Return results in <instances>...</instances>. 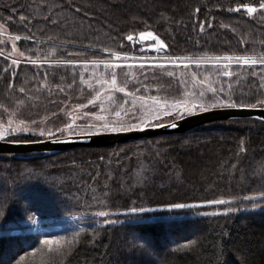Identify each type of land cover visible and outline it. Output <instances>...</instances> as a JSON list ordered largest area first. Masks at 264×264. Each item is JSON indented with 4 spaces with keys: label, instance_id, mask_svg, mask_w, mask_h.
I'll return each mask as SVG.
<instances>
[{
    "label": "trees",
    "instance_id": "obj_1",
    "mask_svg": "<svg viewBox=\"0 0 264 264\" xmlns=\"http://www.w3.org/2000/svg\"><path fill=\"white\" fill-rule=\"evenodd\" d=\"M258 2L0 0L3 31L13 40L19 35L21 39L14 40L16 52L36 61L11 67L0 54V122L19 110L27 115L35 106H44L38 114H43L45 106L52 108L45 112H52L56 104L49 102L59 96L60 84L69 87L66 94L84 91L78 82L81 67L76 66L71 75L66 67L52 62L57 56V61L113 63L111 53L140 52L148 44L136 42L141 31L159 36L167 48L163 53L172 57L260 58L264 56V14L249 17L244 10L229 11L240 3L258 6ZM129 34L132 41L126 39ZM200 67L199 75L224 83L223 92L218 90L213 99L230 97L245 104L264 99V65H235L231 77L217 75L218 65ZM115 71L127 92L142 93L140 88H148V82L161 94L180 91L178 81L163 76L160 83L154 82L138 65H123ZM126 74L132 78L125 84ZM42 82L50 84V95L41 88ZM4 139L37 138L11 133ZM143 142L148 146L140 147ZM241 146L245 151H240ZM262 192L264 122L255 119L215 121L180 134L110 147L0 154V211L4 213L0 216V264H264V208H253L264 206V199L245 200ZM211 200L227 203H207ZM169 203L199 206L152 211L139 219L140 215L113 216L133 207L162 208ZM229 208L236 211L225 214ZM99 211L109 213L102 221H120L70 226L65 231L53 227L65 228L64 218ZM35 216L50 230H27ZM74 233L79 236L71 251L55 242L39 243L45 238L68 239ZM189 240L196 244L183 248Z\"/></svg>",
    "mask_w": 264,
    "mask_h": 264
},
{
    "label": "rangeland",
    "instance_id": "obj_2",
    "mask_svg": "<svg viewBox=\"0 0 264 264\" xmlns=\"http://www.w3.org/2000/svg\"><path fill=\"white\" fill-rule=\"evenodd\" d=\"M13 43H15V41L13 40V38H9V35L7 33H5L3 31V29H0V50H2V56L4 58H6V60L9 62V66L14 67V64L12 63V61L14 59L19 60L20 63L19 64H15V67L19 66V65H28L30 66V60H33L34 58H28L25 53L24 56L21 57L19 55V52H10V49L13 45ZM9 46H7V45ZM116 53V52H113ZM121 53V52H120ZM127 54V57L125 58V56L123 54ZM50 56H53V53L50 52L49 53ZM35 55V54H32ZM244 57V56H242ZM59 56H57V60H58ZM115 59L117 60H111L113 62V64H119L120 66H128L131 64L134 65H138L140 66L141 64L144 65V67L142 69H145L146 73L145 75L148 77H153L152 81L155 82V80H157V83H160L159 81L161 80L160 78L163 76L168 77V79L173 82L174 80L177 82H179V89L180 91H174L173 90L170 92H167L166 94H161L158 93V91H161L159 89H156V85L152 84V82H148L151 84H148V88H140V90L142 91V93L139 94H135L136 96H145V97H150V96H157L159 98H168V99H177V98H183L182 94L186 91H205V102H209L213 100L212 97V93L207 91V88L209 87V83L211 84V87L216 88L217 90L222 89V87L224 86V83H220V82H216L215 79L210 78L207 74L203 73L202 75H199L198 69H202L200 66L197 67L196 64L191 63L189 65H193L194 68H192V70H186L183 69V65L184 63H187V60H184V58H189L187 56H179V57H172L169 55H166L164 53H159L157 51L154 52H150L148 50H140V52H124L121 53V57L117 58L114 56ZM176 58H180V61L178 62V66L177 64H173L170 63L169 61L172 59H176ZM220 58V59H217ZM224 57H210V58H200L201 60H206L207 64L209 65H218V67L220 68H216L219 70V72H223L225 70L227 71H233V67L235 65H243L239 62H235V60L231 63H229L227 60L223 59ZM235 58V56H234ZM259 58V57H257ZM42 59V58H40ZM109 59V58H108ZM113 59V58H112ZM192 59H196V58H192ZM206 63H201V64H206ZM61 64V67H66L67 70L70 72L71 75L75 74V68L76 66H80V74L78 76V82L80 83L81 88H84V91H82L81 89H78L77 91H74L73 93H67V89L69 87L65 86L64 84H60L58 86V88L61 90V92L63 93H56L59 94L60 97L59 100H57L56 98H54V100H52L51 98V102L49 103H53L56 104V106L54 107L52 112H45V110H50L52 108H45L42 109L44 110L43 114H38L36 113L37 111H40V108H43L44 106H35L38 108H34L32 109L33 111L31 113H28L27 115L25 114V110H19L17 112H14L11 114L12 118L14 121H16L18 123L19 120H25L26 121V125H21V128L23 127H27L29 130L28 131H17L13 134H23V135H33L35 136L37 139L36 140H42V139H49V138H54V137H62V136H67L69 135L67 131L61 133L59 131H57V129H62L64 127V125L66 123H70L72 122V120L75 118V128H76V132L79 133L80 130L82 128H85L89 123H93L94 121V115L91 114H95V115H105L108 116L109 119H115L114 116L110 115V113L115 110L117 108V106L119 104H123L125 100L128 101V104L125 105V109H127L129 107V105H131L132 103V99L133 97L131 96H127L125 93L122 92H118L115 90H111V96L112 98L116 101L115 104H112L111 101H109L108 99H105L106 93H101V101H97L95 104H88V100L91 99L93 96H95L96 91H99L101 88V85L99 83H97V79L101 77V74H103V78L104 79H110L111 76V72L109 71V69H106L104 67L103 64H100L98 67L92 63H88L85 64L84 61H78L77 63L74 64H66V63H59ZM159 64H163L164 67H157V65ZM228 64V68L225 69L224 65ZM250 66V65H249ZM253 66V65H251ZM175 67V68H174ZM175 69V73L173 75V77H169L167 76V72L171 71V69ZM194 69V71H193ZM184 71V72H183ZM149 73H151L149 75ZM192 73L196 74L197 77V81L200 80H204L205 77H207V81H205L204 84H199L196 83L194 84L192 81ZM199 75V76H198ZM137 78V77H136ZM183 81V83H182ZM123 83V80L117 76V86L118 87H125L127 89L126 86H122L121 84ZM77 84V83H74ZM73 84V85H74ZM89 84L92 85V87H89ZM71 85V83H70ZM72 85V86H73ZM41 88H46V94L50 95V90H49V83L46 82H42L41 84ZM65 87V88H64ZM71 87V86H70ZM108 86L105 85V88H107ZM135 87V86H134ZM133 87V89H134ZM56 89V88H54ZM54 90V91H58ZM154 92V93H150V92ZM156 91V92H155ZM77 92V93H76ZM163 92V91H161ZM39 93V91H38ZM73 94H75V96H72ZM55 96V95H53ZM36 99V97H34ZM62 98V99H61ZM31 99H33V97H31ZM37 100V99H36ZM101 102H103L104 106H105V110L102 111L101 110ZM150 102V101H149ZM78 105H85V107H77ZM210 107V106H209ZM139 108V101L137 102V109ZM212 108V107H211ZM209 109V108H208ZM88 114V115H86ZM123 115V113H122ZM136 116H140L141 113L139 110L136 111L135 113ZM10 116V115H9ZM56 117V118H54ZM41 118V119H40ZM8 120V119H7ZM7 120H3L0 123H3L5 125V127L7 126ZM173 119L167 118V117H162L161 120L159 121H153V123H166L169 121H172ZM32 121H35L36 123H32ZM41 130H50L53 133H55V135L53 137H49L47 135L41 136L39 133ZM9 134V133H5L4 137ZM76 135V134H73ZM6 141H14V142H28V141H36V140H7ZM140 147L142 146H148V142H143L139 144ZM254 197H250V198H257V197H261L258 194L255 195H251ZM264 199V197H262ZM247 200V199H245ZM252 200V199H249ZM254 201V200H252ZM207 204V203H206ZM192 205V204H191ZM195 206H199L198 204H195ZM254 209L256 208H264V206H254ZM148 209H153V211H160V210H169L170 208L168 207H162V208H148ZM152 212V211H150ZM146 213L149 212H130V211H123V212H119V213H115L113 216L117 217V216H124V215H140L139 217H137L136 219L139 218H144V215ZM90 217L93 218L94 221H90V222H82L81 220ZM150 217H153V215H150ZM101 217L93 214V215H74L71 217H67L64 218V220H62L64 222V226L65 228H61L60 225L55 224L56 226H53L54 229H61V231H65L67 230L70 226H74V227H85L88 224H93V223H100L103 221L100 219ZM116 219V218H115ZM113 219V220H115ZM122 220V219H121ZM115 221H120L119 219L115 220ZM27 230H30L32 232H37V231H49V226H45L43 224L40 223V220L35 216L30 222H29V226L27 228ZM52 245H55V243H53Z\"/></svg>",
    "mask_w": 264,
    "mask_h": 264
},
{
    "label": "snow or ice",
    "instance_id": "obj_3",
    "mask_svg": "<svg viewBox=\"0 0 264 264\" xmlns=\"http://www.w3.org/2000/svg\"><path fill=\"white\" fill-rule=\"evenodd\" d=\"M241 10H244V12L251 17L254 13L260 12L261 14H264V0H259L258 6L255 3H240L235 8H230L229 11L234 12H241ZM199 11V9H197ZM24 17H21V20H23ZM4 25L0 24V29H3ZM201 30L203 31V25H201ZM139 36L142 39L152 38L157 41V44L154 45V47H158L159 49H164L166 45L164 44V41L159 38V36H155L152 31H141L139 32ZM21 37L19 35H16L14 37L15 41H19ZM126 39L128 41L133 40V35L129 34L127 35ZM13 52H16V45L13 43ZM105 51H108L105 49ZM0 54H2V50H0ZM19 55L21 57L24 56L23 52H20ZM111 55L119 58L121 57V53H111ZM125 58L127 57V54H123ZM220 59V58H217ZM223 59L227 60L229 63L233 62H239L243 65H264V56H261L260 58H257L255 56H245V57H232V56H225ZM184 60H187V63H184V67L188 68L189 64L194 63L197 65V67L200 66L201 63H206V60H201L200 58L192 59V58H184ZM180 61V58L172 59L169 62L173 64H177ZM33 64L36 63L35 60H31ZM53 63H66V64H74L77 63L73 60H67V61H57L53 60ZM12 63L19 64L20 61L14 59ZM85 64L92 63L96 65L97 67L100 64H103L106 69L111 70V76L110 79H104L103 74H101V77L97 79V83L101 85V88L99 91H96L95 96H93L91 99L88 100V104H95L97 101H101V93H106L105 99H108L111 101L112 104H115L116 101L111 96V90H115L118 92L125 93L127 96L133 97L131 105L127 109H125V105L128 104V101L125 100L123 104H119L115 110H113L110 115L114 116L115 119H109L108 116L105 115H94V121L93 123H89L85 128H82L79 133L76 132L75 128V118L70 123H66L62 129H57V131L63 133L65 131L68 132L69 135L73 134H79V135H95L100 132H111V133H120V132H131V131H144L148 127H162L163 125L161 123H153V121H159L162 117H167L173 120H180L188 115L195 114L196 112H204L207 111L209 106L212 108L222 107V108H237V107H247V108H256V107H262L264 108V99H257L255 103H238L235 100H232L230 97L227 99L224 98H216L212 101L205 102V91H186L182 94L183 98H177V99H168V98H159L157 96H136L133 92H127L125 87H118L117 86V73L115 71L116 68L121 67L119 64H113L110 62H107L105 60H93V61H84ZM141 68L144 67L143 64L140 65ZM157 67L163 68V64L157 65ZM225 69L228 68V64L224 65ZM174 75L173 72L168 71L167 76L172 77ZM217 75H223L225 77H231L233 75L232 71H223L218 72ZM255 75V73H253ZM132 78V75L126 74L125 84ZM207 77H205L204 80L197 81V77L195 73H192V81L194 84H204L205 81H207ZM183 83V81H182ZM105 85L108 87L105 88ZM89 87H92L91 84H89ZM63 90V89H61ZM21 92L24 91L23 88L20 89ZM138 91V90H137ZM208 92L212 93L213 97H216L217 89L214 87H211V84L209 83V87L207 88ZM220 92H223V89H219ZM139 101V108L137 109V102ZM150 101V102H149ZM22 103V102H21ZM77 107H85V105H78ZM101 110H105V106L103 102H101ZM139 110L141 115L136 116V111ZM123 113V115H122ZM14 115V113H13ZM88 115V114H86ZM32 123H36L35 121H32ZM21 125H26L25 120H19L18 123L13 120L12 116H9L7 120V126L3 123H0V139L4 138L5 133H15L17 131H28L29 129L25 126L21 128ZM169 127L175 128L177 127L176 123L171 122L168 124ZM41 136L47 135L49 137H53L55 133H53L50 130H41L39 133ZM241 152L245 151L244 147L241 146L240 149ZM261 197H264V192L260 193ZM245 199H254L250 197H245ZM207 203L210 204H225L227 203L224 200H211L207 201ZM255 206V205H254ZM165 207H168L170 209H183V208H189V207H195V205H188L183 203H169L166 204ZM130 212H150L153 211V209H145L143 207L140 208H130ZM236 211L235 208H229L226 209L225 214L227 212ZM3 211H0V216H3ZM96 215L100 217H107L109 215L106 211H99L96 213ZM213 215H217V213H213ZM104 224H114L117 223L115 220H108L104 219ZM79 236V233H74L71 238L65 239L63 237L55 239H49L45 238L44 240H40L39 243L41 245H51L54 242L58 245H62L64 249L67 251H71V249L75 246V244L78 242L77 238ZM196 244L195 240H189L187 243L182 245L183 248H189ZM35 251V249H33ZM23 259V257H21Z\"/></svg>",
    "mask_w": 264,
    "mask_h": 264
},
{
    "label": "water",
    "instance_id": "obj_4",
    "mask_svg": "<svg viewBox=\"0 0 264 264\" xmlns=\"http://www.w3.org/2000/svg\"><path fill=\"white\" fill-rule=\"evenodd\" d=\"M136 42H148V44L145 45L142 50H148L150 52L157 51L159 53H163L167 49L166 47L164 49L154 47V45L157 44L156 40L152 38L142 39L139 36V33L136 36ZM237 119H255L264 122V108H209L207 111L196 112L195 114L188 115L180 120H172L166 123H161L163 125L162 127H148L144 131L120 133L100 132L95 135L76 134L28 142L6 141L3 138L0 139V154H57L59 152L77 148L110 147L133 140H140L162 135L180 134L200 125L215 121ZM171 122L176 123L177 127H169L168 124Z\"/></svg>",
    "mask_w": 264,
    "mask_h": 264
}]
</instances>
